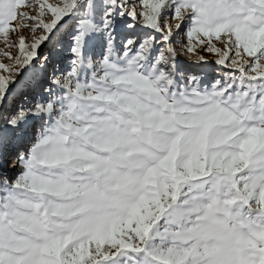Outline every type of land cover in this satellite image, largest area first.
Instances as JSON below:
<instances>
[{"label": "snow or ice", "instance_id": "1", "mask_svg": "<svg viewBox=\"0 0 264 264\" xmlns=\"http://www.w3.org/2000/svg\"><path fill=\"white\" fill-rule=\"evenodd\" d=\"M0 264H264V0H0Z\"/></svg>", "mask_w": 264, "mask_h": 264}]
</instances>
